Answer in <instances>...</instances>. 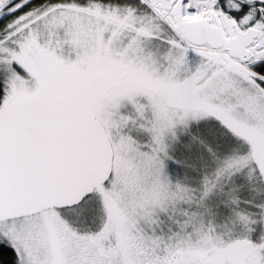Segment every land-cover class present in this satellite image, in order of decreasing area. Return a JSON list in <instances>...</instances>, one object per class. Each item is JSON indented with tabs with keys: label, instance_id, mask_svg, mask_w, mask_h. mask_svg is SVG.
Returning a JSON list of instances; mask_svg holds the SVG:
<instances>
[{
	"label": "snow or ice",
	"instance_id": "snow-or-ice-1",
	"mask_svg": "<svg viewBox=\"0 0 264 264\" xmlns=\"http://www.w3.org/2000/svg\"><path fill=\"white\" fill-rule=\"evenodd\" d=\"M0 264H264V0H0Z\"/></svg>",
	"mask_w": 264,
	"mask_h": 264
},
{
	"label": "trees",
	"instance_id": "trees-1",
	"mask_svg": "<svg viewBox=\"0 0 264 264\" xmlns=\"http://www.w3.org/2000/svg\"><path fill=\"white\" fill-rule=\"evenodd\" d=\"M3 258H4L5 260H8V259H10V258H11V253H10V250H9V252H7V253L3 254Z\"/></svg>",
	"mask_w": 264,
	"mask_h": 264
}]
</instances>
